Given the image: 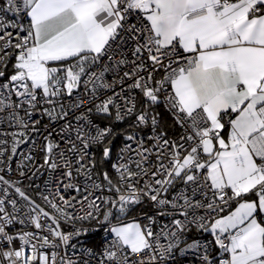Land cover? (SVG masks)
Here are the masks:
<instances>
[{
    "label": "snow or ice",
    "instance_id": "snow-or-ice-1",
    "mask_svg": "<svg viewBox=\"0 0 264 264\" xmlns=\"http://www.w3.org/2000/svg\"><path fill=\"white\" fill-rule=\"evenodd\" d=\"M129 41L133 44L131 60L121 52ZM10 60H14L12 74L0 83V114L19 128L26 130L31 125L38 131L39 120L31 119L38 109L51 120H67L69 110L60 97H72L83 86V93L68 109H81L87 95V103L97 114L112 116L115 108V120L122 121L136 108L135 98L125 93L139 90L144 107L135 114L133 127L150 120L155 133L158 114L150 116L148 109L163 101L175 123L185 129L179 143L165 139L164 133L149 138L159 149L160 163L154 171L145 167V153L152 150L143 146L135 132L125 135L126 141L136 142L139 159L129 157V163L112 165L118 173L117 183L103 174L108 191L117 196L102 199L110 207L100 223L111 225V241L99 255L92 248L84 249L97 264H165L176 252L183 256L190 251L201 252L200 264H264V0H0V67L6 70ZM125 65L130 67L121 71ZM159 69L164 75L154 81L153 73ZM5 74L0 71V80ZM107 74L114 76L111 82ZM100 90L112 94L97 104ZM93 107L76 116L75 127L67 122L61 129L62 133L75 132L67 151L76 159L59 153L65 171L57 182L56 196L62 203H56L55 196L42 197L56 215L16 187L27 202L21 216L17 201L6 199L8 190L3 189L0 264H57L56 251L49 256L40 249L74 248L70 242L86 231L74 226L65 233L60 220H99L101 206L96 201L101 197H90L92 189L102 190L101 184L93 181L91 189L86 186L87 195L80 200L60 194L61 186L64 191H81L78 185L63 182L73 177L74 164L76 173L91 181L96 162L84 163L87 150L114 135L112 127L101 128L89 118ZM21 111L27 120L19 115ZM17 135L24 133L13 134V154L23 142ZM110 144L103 147L104 160L111 157ZM58 147L51 141L45 146V164L52 170L61 167L53 156ZM131 151V144L126 143L121 154ZM133 163L135 171L129 166ZM149 176V182L137 187ZM178 180L185 189L169 199L167 193ZM0 182L11 186L3 176ZM145 197L156 206V216L146 215L147 224L135 219L124 223L127 213ZM77 203L83 215L67 211ZM157 216L172 218L157 231ZM42 219L51 220L55 227ZM15 223H30L38 231L10 233L8 226ZM46 227L49 235H39ZM193 228L212 239L189 241ZM16 240L20 241L18 248L13 246ZM29 245L30 254L26 252ZM81 260L90 264L83 255ZM59 264L77 261L60 257Z\"/></svg>",
    "mask_w": 264,
    "mask_h": 264
},
{
    "label": "built area",
    "instance_id": "built-area-1",
    "mask_svg": "<svg viewBox=\"0 0 264 264\" xmlns=\"http://www.w3.org/2000/svg\"><path fill=\"white\" fill-rule=\"evenodd\" d=\"M133 47V44L131 41L128 42L127 45H125L121 52L128 57L129 60L132 59L131 55V48ZM119 58V55L118 57ZM150 61H146V64H150ZM130 65L121 66V71L128 70ZM0 71H2V67H0ZM5 76L2 80H0V83L4 82L9 75ZM164 75L163 69H159L156 72L153 73L154 81L160 80ZM114 76L112 74H107L106 79L108 82H111L113 80ZM131 81L126 82L130 83ZM126 87V85H125ZM116 91L119 92L120 88L119 86L116 87ZM83 93V86L77 91H74L72 97H68L67 95H64L60 97V100L64 103L66 110H69V116L67 117V120H51L49 117L42 113L39 109L37 112L31 117L32 120H39V123L36 124V128L38 131H33L31 125L28 129H22L15 125V123H9L5 119L4 114H0V140L7 141L6 144H0V149L4 150V155L0 156V176H3L5 180H8L11 182V186L5 185L2 182H0V198H4V192L3 189L7 188L8 194L6 199L11 200L15 199L17 201L18 207L21 209L20 215L23 216L24 212L27 211V202L24 201L18 193H16L15 188L19 187L22 191L25 192V194L31 198V200L35 201L36 204L43 207L46 211L49 212L50 215H56L54 210L51 209L48 204L42 199L43 196L47 195L50 198L55 196V202L60 204L62 203L59 200V196H56V190L58 187L57 182L62 179V174L65 171L63 168V160L60 159L59 153L63 151L65 153L66 158H70L72 160L76 159V156L68 153L67 149L69 147L68 141L69 139L75 140V132L65 130L63 133L61 132V129L65 125V123L70 122L73 127L77 125L76 116H79L81 112L84 110V108L87 107H93L92 104L87 103L88 96H83V101L85 103L82 104L81 109L79 110H70L68 109V105L73 102L75 97L79 94ZM110 90H100L97 93V99L96 103L99 104L106 96L111 95ZM126 95L133 96L135 98V113L131 116H125V118L122 121H131L133 125L135 124V114L139 113L143 106V97L142 94L139 92V90H133L132 92H126ZM140 101V104L142 103V106H138ZM119 103H123V101H118ZM161 105L163 108L169 113L170 117L175 123L174 117L172 116L171 110L165 106L163 101H161ZM46 105H41L40 107H44ZM50 107V106H47ZM115 108L112 109V116H107L105 114H97L95 111V108L93 107V111L89 113V118L93 121L95 125H98L99 127L103 128L105 126L112 127L113 122H119L116 121L115 116ZM150 116L151 114H158V112L153 111L151 108L148 109ZM21 117H24L26 120L28 117L25 116L24 112L21 111L19 113ZM158 119H160V116L158 114ZM175 125L178 128V133L174 138H170L165 135V139H168L170 141H175L177 143L180 142V137L182 135H185V129L181 127L180 125ZM24 133V136L17 135L16 139L22 140L18 146L17 151L15 154L11 152L12 144H13V134L16 133ZM131 132H135L138 139H141L144 141V147L149 148L152 151L149 153H145V155L148 157L147 163L145 164V167H148L151 171L155 170V165H158L160 161L157 160V152H159L158 148H154L153 145L156 143L154 140L149 139L153 135L162 133L158 127L155 130V133L152 130L150 120L148 124L140 125L135 127ZM129 132V133H131ZM26 137V139H25ZM45 137H48L49 139L46 140ZM51 141L53 143H58L59 147L54 149L53 156L56 159V163L60 164L61 167L52 170L45 164V146L46 144ZM77 144H79V141H76ZM131 144V147L133 151L131 152H124L121 154V149L125 147V145ZM98 145H91L87 152L88 156L85 158L84 163L86 165H89V159H94L95 156V149ZM137 148L136 142H128L123 139V141L119 144L117 151L115 153V156L113 157L111 161V179L114 183L118 182V173L116 170L112 167L113 164L118 163H129V157L132 158V160H137L139 157L136 155L135 149ZM121 155H123V159H121ZM28 157H31V159H28ZM163 162L166 164L168 162V158L165 155V158ZM133 171H135V164L129 165ZM77 165H73V177L71 180L64 179V183H74L78 185L81 188V191L77 193L74 189H70L68 191H64L62 186L60 188V194L63 195L66 199H71L72 197H76V200H80L83 196L87 195V192L85 191V187L87 186L89 189H91L92 182L95 181L102 185V190H95L93 191V197H90V199H94L95 197H101V200H97L96 203L100 204V212L97 214L99 216V220L91 219L86 221H75L74 223H69L64 220H60L59 227L60 230L68 233L73 230V227L84 229L85 234L80 236L78 239L74 238L70 245H75V247H61L59 249H52L50 247H44L40 249V251H43L45 254L51 255L52 251H56L58 253L57 257V264H59L60 257H68L72 258L73 260L77 261V264H83V261L81 260V256L83 255L85 259H88L90 261V264H97L96 259L90 257L87 255V253L84 252V249L92 248L97 255L103 251L104 246L111 241L112 236L108 233V228L111 225H102L100 221L103 220V213L108 210V207H105L102 203V199L105 197H111L116 198L117 193L115 191H108V184L107 181L103 180L102 177L96 173L95 169H92V179L87 180L85 176L77 174L75 171V168ZM21 172L24 173V175H21ZM151 180V177H144L140 180L137 187H143L145 182H149ZM181 189H185V185L181 181H176L175 186L169 189V192L167 193L168 198L170 199L173 195L178 193ZM190 193V186L187 189ZM124 191V189H122ZM75 203V201H73ZM83 208L87 209V202H84ZM7 210L9 212L12 211L11 205H7ZM67 211L72 212L75 215H83L84 212L81 210V205L79 203L76 204L75 209L69 208ZM146 215L156 216V206L146 197L142 200V202L138 205H135L131 211H129L124 218L126 219H135L138 220L142 224H147L148 220L146 219ZM172 217L170 216H164L159 217L157 216V224L154 225V230H159V226L163 223H168L171 220ZM112 224H116L118 221L115 217L111 218ZM42 223H45L46 225H52L51 220H44L42 219ZM55 227V225H52ZM10 233H17L21 230L23 231H38L34 229V227L30 223H25L24 225H21L19 223H15L13 225L8 226L7 229ZM39 235L46 236L49 235L47 231V227L39 231ZM187 239L191 241L192 239H199L201 242L210 241L212 237L208 233H202L197 232L195 228L192 229V231L188 234ZM36 241H33L35 243ZM163 243H166V241H163ZM14 247H20V241L16 240L14 242ZM26 252L30 254V245L26 246ZM201 259V252L199 251H190L186 253L183 256L179 255V252H176V254L165 261V264H200Z\"/></svg>",
    "mask_w": 264,
    "mask_h": 264
},
{
    "label": "trees",
    "instance_id": "trees-1",
    "mask_svg": "<svg viewBox=\"0 0 264 264\" xmlns=\"http://www.w3.org/2000/svg\"><path fill=\"white\" fill-rule=\"evenodd\" d=\"M14 60H10L8 63V67L5 70L2 67V71H5V76H7L9 73L12 72V63ZM138 106H142V103ZM144 106V105H143ZM153 111L158 112L160 119H159V127L158 129L166 134V136L170 138H174L178 133V128L175 125L174 121L170 117L169 113L163 108V106L160 104L155 105L151 108ZM114 135L111 137H108V139L104 142V144L98 145L95 149V156L94 160L96 162L95 171L98 173L102 179L104 180L103 174L106 172L109 177L111 178V161L113 157L115 156V153L117 151V148L119 144L123 141L125 138V135L131 132L135 127H133V123L129 120L125 121H119V122H113L112 124ZM111 141V144L109 145L112 148L111 157L109 159H102V150L105 145H108V142Z\"/></svg>",
    "mask_w": 264,
    "mask_h": 264
},
{
    "label": "crops",
    "instance_id": "crops-1",
    "mask_svg": "<svg viewBox=\"0 0 264 264\" xmlns=\"http://www.w3.org/2000/svg\"><path fill=\"white\" fill-rule=\"evenodd\" d=\"M229 118H234V114H233L231 117H229ZM226 119H227V118H226ZM227 131H228V129H227V127H226V129H225V131H224V133H223V135L225 136V138L227 137ZM233 207H235L234 204H233ZM224 214H227V213L225 212Z\"/></svg>",
    "mask_w": 264,
    "mask_h": 264
},
{
    "label": "rangeland",
    "instance_id": "rangeland-1",
    "mask_svg": "<svg viewBox=\"0 0 264 264\" xmlns=\"http://www.w3.org/2000/svg\"><path fill=\"white\" fill-rule=\"evenodd\" d=\"M131 221H132V219H126V220L124 219L123 220L124 223L131 222Z\"/></svg>",
    "mask_w": 264,
    "mask_h": 264
}]
</instances>
